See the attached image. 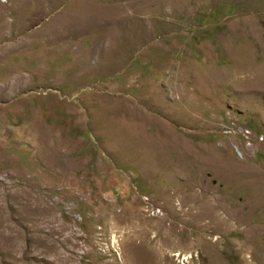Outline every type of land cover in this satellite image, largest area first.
Returning <instances> with one entry per match:
<instances>
[{"label":"rangeland","instance_id":"1","mask_svg":"<svg viewBox=\"0 0 264 264\" xmlns=\"http://www.w3.org/2000/svg\"><path fill=\"white\" fill-rule=\"evenodd\" d=\"M0 264H264V0H0Z\"/></svg>","mask_w":264,"mask_h":264},{"label":"built area","instance_id":"2","mask_svg":"<svg viewBox=\"0 0 264 264\" xmlns=\"http://www.w3.org/2000/svg\"><path fill=\"white\" fill-rule=\"evenodd\" d=\"M153 213V211H151Z\"/></svg>","mask_w":264,"mask_h":264}]
</instances>
